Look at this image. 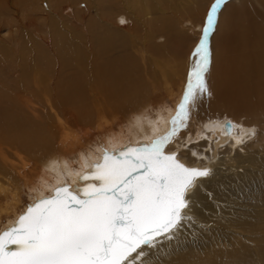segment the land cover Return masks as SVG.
Listing matches in <instances>:
<instances>
[{
	"label": "bare ground",
	"instance_id": "6f19581e",
	"mask_svg": "<svg viewBox=\"0 0 264 264\" xmlns=\"http://www.w3.org/2000/svg\"><path fill=\"white\" fill-rule=\"evenodd\" d=\"M18 1L37 34L13 29L0 0V232L57 187H83L105 150L171 130L215 3ZM208 49V92L166 150L211 175L189 193L193 220L145 247L151 264H264V0H226Z\"/></svg>",
	"mask_w": 264,
	"mask_h": 264
},
{
	"label": "snow or ice",
	"instance_id": "6c2138e0",
	"mask_svg": "<svg viewBox=\"0 0 264 264\" xmlns=\"http://www.w3.org/2000/svg\"><path fill=\"white\" fill-rule=\"evenodd\" d=\"M225 3L215 0L207 15L171 130L143 146L105 150L103 162L80 177L83 187H57L30 205L0 232V264H151L145 247H155L160 237L171 240L193 220L189 193L211 170L188 167L166 148L185 126L190 106L208 92V34Z\"/></svg>",
	"mask_w": 264,
	"mask_h": 264
},
{
	"label": "rangeland",
	"instance_id": "374dc122",
	"mask_svg": "<svg viewBox=\"0 0 264 264\" xmlns=\"http://www.w3.org/2000/svg\"><path fill=\"white\" fill-rule=\"evenodd\" d=\"M7 5L10 7V11H13L15 14L11 13L10 15H7L8 16V19H11L12 22L14 23V27L13 29L16 27V29L18 28L17 26L19 25L20 28V34H24L26 33L27 31L25 30V27L26 29H28L29 31H32V34H37V31L34 29L33 25H29L28 22L30 19H28L29 15H28V11L26 10V8H23L21 7V3L18 1V0H4ZM66 3L63 2L61 3L60 5H65ZM6 16V17H7ZM67 18V17H66ZM37 21V20H35ZM19 22V23H17ZM17 25V26H16ZM25 26V27H24ZM24 27V28H23ZM6 28V26H5ZM4 28V33L5 32H9V31H6V29ZM43 32V31H42ZM10 33V32H9ZM190 34L189 35H193V32H189ZM7 35H9L8 33H6ZM177 90V88H176ZM176 90L174 91V93H176ZM169 103V102H167ZM171 104V103H169ZM69 125V126H68ZM75 125V124H74ZM72 123H66L65 124V127H66V131L67 132H70L71 130V133H75V132H79L78 134H84L86 133V129H90L89 127H91V129H93V126L91 125H85V124H81L80 126H74ZM74 126V127H73ZM71 127V128H70ZM76 127H78V129H76ZM71 129V130H70ZM69 130V131H68ZM21 156V155H20ZM23 158H27V155L25 154H22ZM15 158V159H14ZM13 159L19 163H21L22 161V158L20 157H13ZM6 188H9L10 185L8 184L9 181L8 180H3L1 182ZM26 192L25 191H22V195H21V198L19 200V204H20V210L23 209L26 205L29 204V199L27 197V195L25 194ZM23 198V199H22Z\"/></svg>",
	"mask_w": 264,
	"mask_h": 264
},
{
	"label": "water",
	"instance_id": "95a60500",
	"mask_svg": "<svg viewBox=\"0 0 264 264\" xmlns=\"http://www.w3.org/2000/svg\"><path fill=\"white\" fill-rule=\"evenodd\" d=\"M226 129H227L228 131L232 130V124H231L230 122H227V123H226ZM143 145H145V144L142 143L141 145H137V146H143ZM130 146H132V145H130ZM128 147H129V146H128ZM132 147H136V146H132ZM102 162H103V160L101 161V163H102ZM59 187H61V186H59ZM38 200H39V199H38ZM38 200H37V201H38ZM33 204H34V203H33ZM29 206H30V205H29ZM29 206H28V207H29ZM28 207H27V208H28ZM27 208L25 209V211H24L23 213H25V212L27 211ZM23 213H21V214H23ZM21 214H20V215H21ZM19 217H20V216H19ZM19 217H18V219H19ZM17 221H18V220H17ZM14 225H15V224H14ZM14 225H12V226H10V227H8V228L13 227ZM8 228H7V229H8ZM4 230H5V229H4ZM4 230H3V231H4ZM1 232H2V231H1Z\"/></svg>",
	"mask_w": 264,
	"mask_h": 264
}]
</instances>
